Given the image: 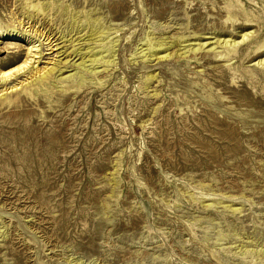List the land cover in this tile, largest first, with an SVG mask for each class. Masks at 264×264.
I'll return each instance as SVG.
<instances>
[{"label": "rangeland", "instance_id": "obj_1", "mask_svg": "<svg viewBox=\"0 0 264 264\" xmlns=\"http://www.w3.org/2000/svg\"><path fill=\"white\" fill-rule=\"evenodd\" d=\"M0 26L108 72L0 109V264H264V0H0Z\"/></svg>", "mask_w": 264, "mask_h": 264}, {"label": "bare ground", "instance_id": "obj_2", "mask_svg": "<svg viewBox=\"0 0 264 264\" xmlns=\"http://www.w3.org/2000/svg\"><path fill=\"white\" fill-rule=\"evenodd\" d=\"M42 6L43 5H41L39 2H37V3L31 2L30 3V7L34 10L36 9V11L39 13H44ZM229 17H230V14H229ZM248 20H249V18H248ZM28 32L21 33V32H18V30H16V29L10 28V26L9 27L7 26L6 28L0 26V43H2L3 40L11 38L10 40L13 42H16V45L27 48L26 49L27 50L26 57H25V59H23V61L19 62L16 66H14L8 70H3L2 68H0V109H7L10 107L19 105L22 102L24 103L25 99H34V97L35 96L37 97L38 93H40V92L46 93L45 97H48L49 91L46 89L43 90V88L45 86H47V83H49L51 80H54V79L60 78L59 81L61 82V84L62 83H70L71 84L70 86L67 87L65 92L68 93V91L69 92L72 91V92L77 93L86 85V78H87V77H85L86 73L89 75H91V74H94V75L102 74L103 75L105 69L102 71H96L95 73H93V72L87 71V69H85V68L87 67L86 63H89V62L90 63H94V62L96 63V61H99V58L102 57V55L105 51H103L101 57L97 58L96 57L97 55L95 56L94 54H91V53H93V51H89L91 49L88 47V50L85 53H82L79 50H75V49L73 51L71 50L72 55H76V56L80 55L81 56L80 58L82 59V62L79 64H76L77 69H80V71H79L80 73H75L73 75L68 74L65 77H61V74L64 72L63 69H67L68 66L69 67L76 66L75 63L71 64L70 60H67L65 62H60L59 64L56 60L53 65L51 64V62H47V63L43 62L45 60V57L47 55H50V54L46 53V51L52 50L53 47H55V46L51 47L48 50H45L44 49L45 45H47V46L51 45V42L48 44H44L45 42L49 41V38L43 39L42 37L44 36V33L41 32L40 30L35 29V31H30L29 33ZM97 34H100L98 36L96 35L97 36L96 39L99 38V42H100V37L104 36L105 31L104 30L99 31V32H97ZM251 35H252V33H251ZM247 36H248V34L243 36V41L245 40V38ZM91 37L93 39H90L89 41L95 39L94 38L95 36L93 37V34L90 36V38ZM173 40H174V38H173ZM175 41L179 42V44L182 43L181 38L175 39ZM224 42L227 45H228V43H231L229 41H224ZM94 43H95V41H94ZM166 43H164V42L160 43L157 47L150 45V48H147V50H149L148 55L147 56L145 54H143V55L147 57L148 61H151L154 57H158L157 59H159V60H161V59L165 60V59L169 58L172 55L169 53L166 54L167 51H169V50L166 49L165 47L167 45H169L170 43H167V44ZM175 43L176 42L171 43L172 44L171 48ZM232 43L234 44L233 48L237 47L236 45L240 44L239 42H236V41H233ZM206 45H208V43L201 44V47H205ZM209 45H212V44H209ZM219 45H220V43H219ZM216 47H217V45H216ZM95 49L97 50V48H95ZM21 50H23V49H21ZM55 51H57V49ZM198 51H200V49ZM256 51H255L256 52L255 56L262 54L264 52V43L261 44V46H259V48ZM109 52H108V54H109ZM178 52H181V51L180 50L176 51L174 53V55H177ZM194 52H196V51L194 50ZM211 52L213 53V48L208 50V53H211ZM100 53H101V51H100ZM181 54H183V53H180L179 55H181ZM228 55H230V54H228ZM110 57L112 58L111 55H110ZM111 58H110V60H111ZM102 59H103V57H102ZM104 60H106V59H104ZM226 61L229 63L231 62V60H226ZM106 62H107V60H106ZM99 63H100V61L98 62V64ZM110 63L111 62H109L108 65ZM42 64H45L46 66H42ZM50 65H52V67H50ZM60 65H62V66H60ZM104 65L107 66V64H104ZM230 65H232V64L230 63ZM88 67H89V65H88ZM95 70H96V67H95ZM23 77L25 79L21 80ZM151 77L153 78V76H151Z\"/></svg>", "mask_w": 264, "mask_h": 264}]
</instances>
